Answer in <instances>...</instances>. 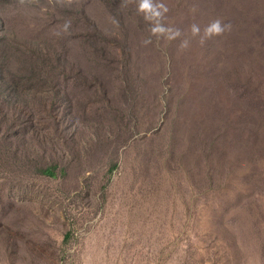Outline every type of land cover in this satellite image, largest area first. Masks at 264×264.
<instances>
[{"label":"rangeland","instance_id":"374dc122","mask_svg":"<svg viewBox=\"0 0 264 264\" xmlns=\"http://www.w3.org/2000/svg\"><path fill=\"white\" fill-rule=\"evenodd\" d=\"M0 264H264V0H0Z\"/></svg>","mask_w":264,"mask_h":264},{"label":"trees","instance_id":"16d2710c","mask_svg":"<svg viewBox=\"0 0 264 264\" xmlns=\"http://www.w3.org/2000/svg\"><path fill=\"white\" fill-rule=\"evenodd\" d=\"M86 43H87V46H89L90 48H92V45L90 44V42H87V41H86ZM46 173L52 175V173H50V172H48V171H46Z\"/></svg>","mask_w":264,"mask_h":264},{"label":"clouds","instance_id":"9594fccd","mask_svg":"<svg viewBox=\"0 0 264 264\" xmlns=\"http://www.w3.org/2000/svg\"><path fill=\"white\" fill-rule=\"evenodd\" d=\"M215 27H217V30H219V27H218V22H217V25H215Z\"/></svg>","mask_w":264,"mask_h":264}]
</instances>
